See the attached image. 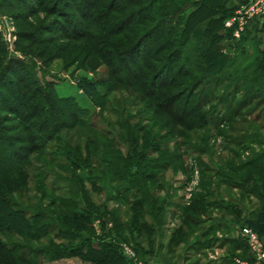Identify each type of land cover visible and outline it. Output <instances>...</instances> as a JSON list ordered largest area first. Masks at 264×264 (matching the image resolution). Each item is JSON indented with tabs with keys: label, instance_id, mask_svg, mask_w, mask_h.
I'll use <instances>...</instances> for the list:
<instances>
[{
	"label": "rangeland",
	"instance_id": "rangeland-1",
	"mask_svg": "<svg viewBox=\"0 0 264 264\" xmlns=\"http://www.w3.org/2000/svg\"><path fill=\"white\" fill-rule=\"evenodd\" d=\"M150 1L119 0L114 8L116 11L113 12L112 7L107 6L110 0H0V75L3 69L8 67L7 75L0 77V94L9 95L12 102L18 103L11 91L15 92L18 86L22 88L23 83L29 87V91H34L35 103L42 97L36 93L51 84L60 98H73L77 106L86 113L84 128L75 126L67 129L61 126L63 129L52 141L46 140V133L38 139H31L30 134L36 129L34 125L38 123V119L44 117L46 129L51 131L59 124L57 114L64 116L69 109L65 108L66 105L57 104L58 109L51 100L46 102L51 108L50 116L46 115L45 110H41L39 118L31 120L27 113L33 103L19 106L22 115H16L10 110V100L0 97V129L10 139L7 140L11 145L10 148L7 145L4 153L12 151L11 156L15 159L27 155L30 163L29 167L24 168L27 169L25 172L28 175L25 179L22 174L24 172L20 171L16 164L18 162L9 164L10 160L3 159L1 162L0 158V199L5 200L7 197L8 201H16L22 205L20 208H28L33 213L41 210L58 216L62 211L60 200L73 197L68 194L71 186L61 180L70 178L71 175L66 170L62 171L52 165L42 170L36 159L44 153L50 160H62L57 150H61L65 142H70L68 144L72 147L79 144L82 145L85 159L89 158L90 166H83L76 170L77 173L80 172L86 177L99 175L102 171L94 166L99 167L108 152L105 147L99 145L94 135L107 141L114 139L111 149L121 158H131L132 163H127L126 168L129 175H135L134 163L142 159L130 151L131 141L129 138L127 141L125 137V130L130 129L129 136L137 139L139 143V153L146 145L159 148L158 152L151 151L142 160L152 165L155 163L156 166L140 168L145 179L138 186L141 191L145 190L149 197L145 198L133 191L119 195L121 191L118 184L114 190L108 180L98 181L96 189H100V193H92L91 197L95 208L100 210L99 214H93L87 222L78 223L79 229H71L77 230L83 238H93L94 241L100 239L107 243L116 242L122 254L123 246H127L135 252L137 261L141 264H163L165 255L171 264H236L235 260L241 257L242 252H249L242 238L245 221L264 203V196L261 195L264 194V185L261 182H245L244 178L251 168H240V165L264 153V104L254 100L253 96H247L243 91L233 92L227 84L220 88L213 87L212 74L204 75L206 80H212L210 85L203 79V73H194L190 79L178 77L176 83L171 84L172 77L177 73L182 61L180 53L174 54L183 41L178 32L163 46L166 38L157 33L160 27L154 29L155 44L152 46L151 55L142 59L144 57L141 58L137 50L131 47L144 32L158 24L156 16H152L153 12L148 6ZM155 1L158 3L154 5L156 8L161 1ZM173 6L176 7L175 4ZM192 9L176 7V12L177 15H188ZM101 13L104 14L103 17ZM131 13L137 15L130 21L129 27L118 26V20ZM145 17L150 18L141 23ZM196 41L194 38L192 44ZM148 45L149 43L145 46ZM235 46L229 36L223 41V52L229 61L235 55ZM159 47L162 50L156 55L155 51ZM190 47L184 46L183 53ZM246 49L249 51L248 44ZM140 51L147 53L144 47H141ZM169 56L172 57L169 62L170 76L167 80H159L158 95L151 100L139 90V86L143 83L149 84L154 69L163 67ZM193 77H199L202 86L194 92L189 110L195 103H200L206 106L204 110H200V114L216 109L218 117L221 118L226 114L223 112L224 107L226 111H230L247 99L239 109L241 116L232 122L227 121L220 127L216 126L219 122L216 116L214 125L213 121L208 120L209 126L188 131L177 126L169 115L156 108V102H161L180 116L181 109L187 107L186 99L187 95L193 92L192 86L199 83L191 80ZM82 79L97 82L99 91L103 95L108 94L104 109L80 92L77 83ZM26 93L27 91H24V94ZM171 97L176 98L172 103L169 99ZM66 118L67 123H78L71 114ZM121 123H126V126H119ZM27 128L30 132H27ZM87 128L93 131L94 135L90 134ZM57 138L61 139V142H57ZM41 144H47L48 148L30 153L29 149L33 145ZM41 173L51 188L43 187L39 178L42 177ZM258 178L256 175L255 179ZM87 187L94 188L89 183ZM71 188L76 190L75 186ZM197 195H203L210 203L211 209L205 212L203 208H194V203L198 201ZM135 201L139 202V207L144 208L145 212L154 213L136 216L137 210L131 211ZM191 201L196 202L189 208ZM12 208L14 211L19 209L16 206ZM80 208L84 209L85 205ZM235 208L238 214L228 215ZM184 223L187 225L185 237L180 243L172 246L178 238L179 228L184 226ZM226 223L233 226L237 232L236 245H227L223 231L220 232L223 235L221 238L212 230H222L220 227L224 224L222 227L225 228ZM20 226L17 216H0V251L5 250L0 252V264H12L7 262L6 258L14 250L19 253L24 251L28 258H36L45 264H94L78 257L54 260L53 255L48 253L52 250L50 243H54L55 247L69 249L82 240L55 239L56 230L37 240L25 239L16 232ZM136 226L139 230L140 227L148 226L153 232L152 237L156 239L157 249H154L152 254L148 252L144 235L141 239L144 253L138 250L133 241L137 235L134 230ZM211 226L213 232L209 237H203V233ZM211 236L214 237L212 240ZM261 239L264 241L262 237ZM208 247L212 249L211 254L204 252ZM219 247L226 248L225 254H217L221 253ZM238 248L241 252H237ZM155 253H159L161 257L156 259Z\"/></svg>",
	"mask_w": 264,
	"mask_h": 264
},
{
	"label": "trees",
	"instance_id": "trees-1",
	"mask_svg": "<svg viewBox=\"0 0 264 264\" xmlns=\"http://www.w3.org/2000/svg\"><path fill=\"white\" fill-rule=\"evenodd\" d=\"M118 1L119 0H110L107 6L109 7L110 5L112 7L113 12H115L116 10L114 8H116L115 5ZM160 1L161 3H159V5H157L156 8L154 5L158 3L155 0H151L148 5L153 12L152 16H156L157 18L156 22H158V24L156 25V27L151 28L148 31L144 32L135 41L131 49L137 50L141 58L149 54L151 55L152 46L155 44L153 37L157 27H160V30L157 31V33H159L160 35L166 38V41H163V46H165L164 44L168 42L178 32L180 33V36L183 38V41L181 42V46L178 49H176L174 54L180 53L182 57V61L177 73H175V75H173L172 77L171 84H175L178 77H184L186 79L188 78L190 79L194 73L198 75L203 73V79L205 80L207 85H210L212 80H210V78L206 80V76L204 77V75L212 74L214 78L213 79L214 84L212 83V85H214L213 87L220 88L221 86L227 84V86L232 88L233 92L239 93L243 91V93H245L247 96H253L254 100H257L259 103L264 104V49H261L259 45H257L256 50L253 53L247 51L246 48L249 40V28L242 35L241 39L236 41L235 39H233V37H231L232 31L227 30L224 27L225 21L234 14V12L239 6L236 7L235 9H230L228 7L229 0H201L198 2L194 0H160ZM174 4L179 9L186 8L187 10V8L190 7H192L193 9L188 15H177L176 7L173 6ZM102 11L104 12V10ZM100 15L102 16L104 14L101 13ZM135 15L137 14L131 13L129 15H126L125 17L120 18L118 20V24H119L118 26L121 27L124 26L126 28L129 27L131 23L130 21L135 18ZM149 18L150 17H145L144 20L141 21V23L147 21ZM228 36L229 39L235 42L236 44L235 55L230 61L227 60L228 59L227 55H225L222 48L223 41ZM194 38H196L197 41L196 43L194 42L192 44ZM144 42H146V44L149 43V45L145 46L146 44L144 45ZM189 45L191 47L185 53H183L182 51L183 47L184 46L188 47ZM141 47L146 48L147 51L146 54H143L142 51H140ZM158 50L155 51L156 55L158 52L160 53V50L162 49H160L159 47ZM241 55L243 57H241ZM171 56L173 57L174 55ZM171 56H169L168 61L163 67L154 69L150 77L149 84L143 83L139 86V90L141 89V91H143L147 95V97L151 100L158 95L157 87H160L158 84L159 80H162V78L167 80L170 76L171 64L169 62L170 60H172ZM142 59H145V57ZM6 68L8 67H5L3 69L4 71L1 73L0 77L7 75ZM191 80H196V82L199 83L192 86L191 91L193 92L187 95V99H186L187 107L181 109L180 116H178V114L173 109L166 108L163 105V103L156 102L157 104L156 108L158 110H161L166 115H169L172 118V121L177 123V126H181L188 131H192V129H196V128L198 129L209 126L208 120L211 122L213 121L212 124L214 125L215 123L214 118H216V116L218 117V113L216 112V109H213L205 114H200L199 113L200 110H204L206 107L204 104L195 103L190 110L188 109L192 101V98L194 96V92L197 90L198 87L202 86L199 77H193ZM49 85L50 86H48L47 88L42 87L43 88L42 91H38L36 93V94H40V96L42 97L39 98L38 102L35 103H33L36 98L34 96L35 94L34 91L33 92L32 90L29 91V87L23 83H22V88L16 86L17 87L16 91L15 92L11 91L12 96L15 98V100H17L18 103L12 102V98L9 95L0 94L1 98L4 99L6 98V100H10L11 102L10 110L12 111L13 114L16 115L17 114L22 115L19 106H26L29 103H33L31 109L27 113V115L31 118V120H37L39 118L38 116L40 115L41 110H45L47 112L46 115L50 116L51 108L46 105V102L51 100L54 101L53 103L55 104V106L57 104L58 105L61 104V106L66 105L65 108L69 109L64 113L65 114L64 116L61 114L60 115L57 114V119L60 120L59 124L54 126L51 129V131H48L46 129L47 125H45L46 121L44 117L38 119V123L34 125L36 126V129L32 131L30 134L31 139L32 138L38 139L40 135L46 133L47 135L46 140L52 141L53 139L56 138V136H58L60 130H62L63 128L71 129L75 126H79L82 128L85 127L86 117L84 115L86 113L84 112V110L77 106L73 98L71 97L60 98L57 94L55 87L51 86V84ZM162 86L164 85L162 84ZM77 87L79 88L80 92H82V94L88 97L93 103L100 106V108L104 109L106 107L105 101L108 97V94L103 95L99 91V85L97 82L91 81L89 79H82L78 81ZM24 91H27V93L24 94ZM169 99H171L170 103H172L175 101L176 98L171 97ZM246 100L247 99L241 101L239 105H237V108L230 109V111H226L224 107L223 112H226V114L224 116H221V118L218 117L219 122L217 123L216 126L220 127L224 125L227 121L232 122L233 119L237 117L239 118L241 116V114L239 113V109L246 103ZM70 114L73 118H76L78 123L75 122L67 123L66 116L69 118ZM119 126L125 127L126 123H121L119 124ZM30 129H32V127H30ZM30 129L27 128V132H30ZM86 130H88L90 134L94 135L93 131H90L89 128H87ZM125 132H126L125 135L126 140L128 141L129 138V141H131L130 145L132 147L130 151L131 153L135 152L136 157H140L143 160L146 157V155L150 154L151 151L154 153L158 152L159 148L157 146L153 145L154 146L153 147L152 145H148V146L146 145L144 149L139 153L140 146L137 139H134L129 136L130 129H126ZM94 137L99 142V145L105 147V150L108 152L103 157V160L99 166L100 168L97 165L94 166L95 168L97 167L102 171L101 174L99 175L97 174L94 177H86L85 175L80 174V172L77 173V171L83 168V166L84 167L90 166L89 164L90 160L89 158L85 159L82 153L83 151L81 147L82 145L80 146L79 144L72 147L68 144L70 142H65L64 145L62 146V149L57 150L60 152L59 154L61 155L62 160H57V161L50 160L49 156L44 153L40 155L38 159H36L37 162L41 164L40 167L42 168V170H44L46 166L52 165L54 168L61 169L62 171L66 170L67 173L71 175L70 178L61 179V180L68 183L71 187L75 186L76 190L70 187L68 194L73 196L72 199L64 198L60 200L62 211L58 213L59 214L58 216H56L55 214L50 215L49 213H46V211L42 212L41 210H38L33 213L28 208L22 209L20 208L22 207V205H20L16 201L14 202L8 201L7 197L5 200L0 199V205H1L0 216L3 218L5 214H8L9 216L10 215L17 216L19 218V222L22 227L20 226L19 231L16 230V232L19 233L25 239L37 240L40 237L50 235L51 233H53V231L56 230V232L54 233L55 239L61 241H73L77 239L82 240L77 245L74 246L72 245L71 247H69V249L62 246L55 247L54 243H50L49 246L52 248V250L49 251L48 253H51L53 255L54 260H60L63 258H70V257H78L80 259H83L88 262H92L94 264H133L122 253H120L118 249L119 247L118 243L116 242L107 243L106 241L100 239L97 240L95 239L94 241L93 238H88V237L83 238L82 235L78 233L77 230H72L71 228L77 227V229H79V226L77 225L78 223L87 222L89 219L93 217L92 216L93 214L94 215L99 214L100 210L98 208H95L96 207L95 202L91 197L92 193H100V189H96L97 187L96 184L98 183V181H103L105 179L108 180V182L112 184V188L114 190L117 189L116 185L118 184L120 186V191H121L118 193L119 195L122 192L124 194H128L129 191H133L134 193L138 192V194L139 193L142 194L145 198L149 197L148 193H146L145 190L141 191V189L138 186L141 185L140 182H142V180L145 179L144 173H142L141 169L151 168L153 167V165L156 166V164L154 163L152 165L151 163H144L142 160L138 161V163H134L136 166L135 175L133 174L129 175V172L126 168L127 167L126 164L129 163L130 165L132 163V160L131 158L128 157L126 159L121 158L118 154L115 153L114 149H111L112 147L111 145L114 144V139H111V141H107L104 138L100 139L95 135ZM7 139L10 141L7 135H5L2 129H0V158H2L1 162L3 161V159L10 160L9 164L18 162L16 164L18 165L19 170L24 172L22 174L25 178L28 175L25 172V170L27 169L24 168H27L30 165V163L28 162L27 155H23L22 157L15 159L14 157L11 156L12 151H9L10 154L9 153L5 154L4 149H6L7 145L8 148H10L11 146L10 142ZM56 140L57 142H61V139L59 138H57ZM91 146L93 145L91 144ZM47 148H48L47 144L33 145V147L29 149V151L31 154H33L37 151L40 152V150H45ZM86 148L88 150V146H86ZM87 155H89L88 151H87ZM133 157L135 158V155ZM263 163H264V153L261 154L260 156L254 157L253 159L249 160L247 163L240 165V168H251L250 172H248L246 174V177L244 178L245 182L256 183V184L261 182L264 185ZM164 166L165 165H163V167ZM73 169L77 171L76 172L72 171ZM239 170L241 171V169ZM254 170L256 172H254ZM256 175L259 177L258 179H255ZM41 176L42 177L39 178L42 182L43 187L48 189L50 187L49 183L46 182V178H44L42 173ZM87 183H89V185H91L94 188L92 189L88 188ZM23 189H25V185H23ZM52 191L55 192V189L52 188ZM261 195L264 196V194ZM125 198L126 197H124V199ZM196 200L198 201L197 202L191 201L188 207L189 208L192 207V203L196 202L194 203V208L195 207H197L198 209L203 208L205 212L208 209H211L210 203H208L207 199H205L203 195H197ZM81 205H85V208L81 209L80 208ZM13 206L18 207L19 209L17 211H14L12 208ZM132 206L133 208L131 211L137 210L135 211V213L137 214L136 216L138 217L143 214L154 213V212L147 213V211L145 212L144 208L139 207L140 204L138 201H135V203ZM35 208H33V210ZM236 214H238L236 208L234 209L233 212L231 211V213L230 212L228 213V215L231 216L232 215L235 216ZM211 218L212 217H208V219ZM185 225L186 224L184 223V226L179 228L178 231L179 235L177 236L178 238L177 237H176L177 239L175 238L176 240L172 246L180 243L182 239L185 237V227H187V225L186 226ZM244 226L251 228L256 233H258L260 237L264 239V203L261 206V208L257 212H255L251 218L246 219ZM210 228L212 229V226L209 227L207 231L203 233L204 234L202 235L203 237H209L210 233H212L213 231L216 232L218 230V229L217 230L212 229L213 230L212 231ZM31 230L33 231V233H30ZM134 230L136 231L137 235L135 238H133V241L137 244L138 250L144 253L143 251L144 247L141 244V239L143 238L144 235L147 241L146 246L148 247V252H151L150 254H152V251H154V240L152 237L153 232L150 230V227L148 226L143 228L140 227L139 230L136 226L134 227ZM213 238L214 237L211 236L210 240H212ZM234 244L236 245L235 241L232 242V245ZM208 248L210 249V247ZM3 251L5 250H2L0 252ZM242 253L243 254H241V257L238 259L252 261L249 252H247V254H245L244 252ZM10 254L11 255L6 258V261L12 264H45L43 262H40L36 258H32V259L28 258L27 254L24 253V251L23 253H19L17 250H14Z\"/></svg>",
	"mask_w": 264,
	"mask_h": 264
},
{
	"label": "built area",
	"instance_id": "built-area-1",
	"mask_svg": "<svg viewBox=\"0 0 264 264\" xmlns=\"http://www.w3.org/2000/svg\"><path fill=\"white\" fill-rule=\"evenodd\" d=\"M196 2L201 0H194ZM264 18V0H246L234 14L225 21V28L232 31L235 39L240 40L242 35L254 22ZM242 238L246 242L252 261L236 259L237 264H264V241L260 235L249 227L242 230ZM124 256L133 264L137 261L136 254L127 246H123Z\"/></svg>",
	"mask_w": 264,
	"mask_h": 264
},
{
	"label": "crops",
	"instance_id": "crops-1",
	"mask_svg": "<svg viewBox=\"0 0 264 264\" xmlns=\"http://www.w3.org/2000/svg\"><path fill=\"white\" fill-rule=\"evenodd\" d=\"M245 1L246 0H229L228 1V7L230 9H235L236 7H238L239 5L244 3ZM233 39H234V37H233ZM257 45H259V47L261 49H264V18L259 20V21L254 22L249 27V40H248L249 51L253 53L256 50ZM224 224H222V226ZM226 224H227V226H225V228L221 227L222 230H217L216 234L218 237L223 238V235L220 233L223 231L224 232V238L226 237L225 241H228L227 245L231 246L232 242L236 241L237 232L233 226H231L230 224L228 225V223H226ZM153 240H154V249H157L156 239L153 238ZM216 250H214V251H216ZM218 250L221 252V253H217L218 255L225 254V252H226V248L223 249V248L219 247ZM236 250H237V252H241L238 249H236ZM211 251H212V249L207 248L204 252H209V254H211ZM159 256L161 257V255L159 253L154 254V257H157L156 259H159L158 258ZM157 263H159V262H157ZM162 263L163 264H171L167 255H165L163 257ZM159 264H161V263H159Z\"/></svg>",
	"mask_w": 264,
	"mask_h": 264
}]
</instances>
